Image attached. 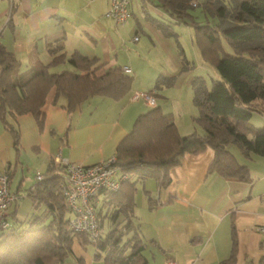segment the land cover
I'll return each mask as SVG.
<instances>
[{
    "label": "crops",
    "instance_id": "obj_1",
    "mask_svg": "<svg viewBox=\"0 0 264 264\" xmlns=\"http://www.w3.org/2000/svg\"><path fill=\"white\" fill-rule=\"evenodd\" d=\"M108 6L109 0H0V44L16 57V76L45 65L54 74L90 71L101 76L119 69L131 78L123 96L90 95L73 107L50 86L40 107V123L31 112L8 113V122L18 132L17 143L0 120V171L8 172L9 192L16 197L7 213L10 221L12 215L21 225L35 217L43 222L53 218L46 205L32 203L29 190L38 180L27 178L26 172L44 178L51 163L59 166L57 157L90 167L115 155L117 144L138 116L154 107L142 98L133 100L134 92H151L155 106L172 116L181 136L204 132L193 103L192 81L200 78L206 89L209 85L193 71L195 64L180 44V31L184 24L191 26L193 49L196 23H217L218 18L207 16L203 9L202 16L191 15L188 9L180 20L159 0H132L120 24L105 17ZM221 42L225 47L226 41ZM196 47L192 52L196 61L202 59L199 68L209 70ZM74 54L90 60L87 69L70 63ZM183 88L186 101L181 107ZM175 101L180 109L168 106ZM227 149L247 167L246 179L210 170L214 151L207 147L200 153H184L178 165L168 170L164 186L156 177L133 176L121 185L117 199L99 193L94 200L100 237L120 236L125 255L133 251L135 239L142 242L144 264L171 260L226 264L223 261L231 254L235 264L264 261V231L259 229L264 227V155L245 154L235 142H229ZM101 217L108 224L104 236ZM105 255L103 246L72 236L69 253L58 264H107Z\"/></svg>",
    "mask_w": 264,
    "mask_h": 264
},
{
    "label": "trees",
    "instance_id": "obj_2",
    "mask_svg": "<svg viewBox=\"0 0 264 264\" xmlns=\"http://www.w3.org/2000/svg\"><path fill=\"white\" fill-rule=\"evenodd\" d=\"M159 1L180 20H184L187 10L196 5L202 6L207 15L218 18L217 23H196L195 44L201 55L216 68L219 79L210 89L205 88L200 78L192 81L193 103L199 110L197 119L203 128L202 134L181 136L172 116L158 106L138 116L133 128L116 146V164L127 176L120 186L133 176L156 177L164 186L169 180L168 170L178 165L184 153H200L207 147L214 151L210 170L226 177L246 179L247 167L235 160L227 145L235 142L245 154L264 155V128L246 125L251 112L256 110L253 102L264 100V0H230L229 5L225 0H203L195 2V6L191 5L192 0ZM222 38L231 45L232 51H224ZM69 61L86 69L90 64V60L78 54L72 55ZM17 64L14 54L0 44V120L15 143L18 132L8 122V113L31 112L40 123V107L50 86L65 96L69 107L90 95L119 98L131 86V78L119 69H111L101 76L90 71L54 74L47 72L44 65L35 67L27 75L16 76L13 72ZM63 175L64 169L51 163L44 178L29 190L32 203L46 205L52 219L43 222L35 217L21 225L11 214L10 226L5 231L0 230V264L62 263L69 253L72 236L86 240L83 234H75L68 226L71 215L60 186ZM121 188L116 192L103 190L100 193L117 199ZM126 206L124 203L120 208L125 210ZM134 241V249L127 255L120 245V236L109 233L107 238H100L97 245L106 250L104 260L107 264H144L143 243ZM230 256L223 263L235 264V257Z\"/></svg>",
    "mask_w": 264,
    "mask_h": 264
},
{
    "label": "built area",
    "instance_id": "obj_3",
    "mask_svg": "<svg viewBox=\"0 0 264 264\" xmlns=\"http://www.w3.org/2000/svg\"><path fill=\"white\" fill-rule=\"evenodd\" d=\"M132 0H109V6L105 17H111L116 23H122L128 16V7ZM195 6V3H191ZM134 36L133 40H137ZM133 100L142 98L145 103L155 106L153 94L137 91L131 95ZM115 155L108 157L103 162L82 166L68 162L61 157L56 158V163L64 169V177L61 182V189L64 201L71 214L68 226L75 234H83L91 244H96L100 237V225L95 211V197L103 190L116 192L127 176L119 171L115 161ZM39 181L42 178L40 173L35 174ZM9 174L6 170L0 171V230L5 231L11 224L7 217L8 209L16 197L9 192ZM264 231V227H260ZM167 264H174L171 260Z\"/></svg>",
    "mask_w": 264,
    "mask_h": 264
},
{
    "label": "rangeland",
    "instance_id": "obj_4",
    "mask_svg": "<svg viewBox=\"0 0 264 264\" xmlns=\"http://www.w3.org/2000/svg\"><path fill=\"white\" fill-rule=\"evenodd\" d=\"M224 2L228 5H229V3H231L230 0H226ZM201 11H202V6H199V5H196L194 8H191L189 10L190 14L192 13V14H195L197 16H202ZM182 28H183V30L180 31V44H182L183 49L185 48L186 54L188 55V57H190L191 60H193L194 64L196 65V66L194 65L193 71L197 72L198 75L201 74L204 77L206 84L209 85L208 89H210V87L212 86V82H213L212 79L213 80L219 79L218 73H217L216 69L212 65L210 66V63H208V62L207 63L205 62V63L207 64L206 66L209 68V70H202L199 68L200 67L199 60L201 61L202 59H199L196 61L195 57L193 56L192 51H193L194 47H195V49H197V47H196V45L193 44V49H192V44L190 41L192 38V35L189 32L191 30V26H190V28H188L187 24H184V25H182ZM192 34H193V31H192ZM224 46H225L224 49H226V51H229V50L232 51L231 45H229V43L224 42ZM196 53L199 54V51L197 50ZM202 62H204V61H202ZM180 93H182L181 94L182 96L179 99L180 100L179 106L183 107L184 103L186 101V95H185L186 90H185V88H183L180 91ZM168 106H171L174 109H176V108L180 109V107L178 106L176 101L175 102H169ZM253 106L256 107V110H253L251 112V118L246 122V125H248L249 128L250 127L264 128V100L256 99L253 102ZM248 136L249 137L251 136L250 132L248 133ZM25 174H26L27 178L34 179L33 177L35 176L36 173L32 172V171H28ZM101 219H103V224H102L103 226L101 228H102V235L104 236L106 234V231L108 230V224H107V220H104L103 217H101ZM123 240H127V238L125 237Z\"/></svg>",
    "mask_w": 264,
    "mask_h": 264
}]
</instances>
